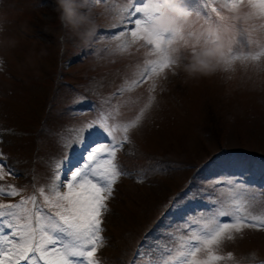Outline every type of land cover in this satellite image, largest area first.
<instances>
[{
    "label": "rangeland",
    "instance_id": "1",
    "mask_svg": "<svg viewBox=\"0 0 264 264\" xmlns=\"http://www.w3.org/2000/svg\"><path fill=\"white\" fill-rule=\"evenodd\" d=\"M122 2L82 0V10L96 17L99 25L85 45L61 24L56 0H0V161L13 155L17 159L10 161L13 172L23 170L25 174L32 169L33 185L47 192L55 162L72 153L66 145L71 144L72 149L75 145L73 129L116 105L120 106L117 121L134 119L155 97L140 126L131 132L133 143L118 153L119 163L132 175L121 177L115 185L111 211L103 225L107 240L96 254L103 264H142L140 248L147 254L157 243L174 246L170 222L158 215L183 186L182 197L196 193L190 187V179L201 180V164L196 163L223 151L255 152L264 160V54L251 59L264 53V39L250 44L252 37L264 32V18L253 13L247 0L238 12L230 5L225 7L224 0H191L206 25L191 17L184 24L185 31L199 37V29L204 28L201 37L222 43L225 58L230 48L233 54L249 58L222 66L212 77L188 79L182 71L173 75L171 68L159 74L145 72L149 67L145 62L155 57L140 46L142 42L129 43L124 50L118 47L132 39L130 32L120 40L112 38L125 30L116 16ZM11 40L16 41L14 47L9 45ZM172 47L178 62H186L192 53L179 41ZM83 52L88 53L85 60L72 61ZM248 60L260 64L259 68L246 66ZM133 80L142 82L130 92L114 95L122 87H130ZM87 105L94 111H88ZM79 108L82 113L75 115ZM84 137L87 141L88 134ZM97 139L98 135L95 142ZM157 166L160 170H155ZM165 166L169 168L163 170ZM247 167L249 171L241 170L237 176L224 168L220 179L243 183L253 194L264 191V163L256 161ZM142 172L146 178L138 182ZM192 172L195 175L190 176ZM8 176L3 172L6 190L18 179L12 173L11 183ZM28 196L30 188L17 196L0 195V203L15 204ZM262 207L264 203H258L256 210ZM229 252L235 257L245 253L264 257V229H245L242 236L226 241L218 254Z\"/></svg>",
    "mask_w": 264,
    "mask_h": 264
},
{
    "label": "snow or ice",
    "instance_id": "2",
    "mask_svg": "<svg viewBox=\"0 0 264 264\" xmlns=\"http://www.w3.org/2000/svg\"><path fill=\"white\" fill-rule=\"evenodd\" d=\"M224 3L238 12L245 0H224ZM247 4L256 16L264 18V0H247ZM185 5L190 7L191 0H186ZM147 9L157 16L168 11L161 0H123L116 16L125 24V30L112 37L120 40L130 32L132 39L118 45L121 50L129 43L142 42L140 46L147 47L149 55L155 58L145 62L149 66L145 72L159 74L171 68L177 61L172 55L175 51L172 46L177 41L192 52L215 43L210 36L194 37L185 31L184 24L175 30L149 32L147 24L153 16L144 15ZM127 24L133 26L128 28ZM261 54L264 53H257L251 59H259ZM247 58L233 54L230 48L225 63L230 65L237 59ZM141 82L133 80L130 87H122L114 95L130 92ZM152 100L155 97L134 119L117 121L120 106L116 105L101 112L97 119L73 129L75 148L66 145L72 150L71 159L64 157L55 162L47 192L44 187L38 189L42 202L37 203V195L33 194L15 204L0 203V264H103L96 254L107 240L102 233L105 216L111 211L109 201L121 177L132 175L119 163L118 153L133 143L131 132L140 126ZM97 135L105 136L107 142H95ZM227 163L238 167L243 162ZM4 168L5 163L0 161V179ZM155 170H160L159 166ZM12 171L9 168L8 174ZM145 178L143 172L137 176L138 182ZM211 187L217 194L216 199L208 201L212 210L202 214L200 220L186 222L187 234H183V229L181 234L169 233L174 246L157 243L147 254L140 248L138 255L142 264H221L222 261L241 264L233 253L220 255L218 252L226 241L242 236L245 229H264V207L256 210L258 203H264V191L253 194L249 186L231 178L217 179ZM64 188L67 190L63 191ZM22 191L14 185H8L7 190L0 185V195L17 196ZM251 255L255 258V253Z\"/></svg>",
    "mask_w": 264,
    "mask_h": 264
},
{
    "label": "clouds",
    "instance_id": "3",
    "mask_svg": "<svg viewBox=\"0 0 264 264\" xmlns=\"http://www.w3.org/2000/svg\"><path fill=\"white\" fill-rule=\"evenodd\" d=\"M161 3L168 9L164 15L157 16L151 9L144 12L145 16H153L151 22L147 24L149 32L175 30L189 20L191 11L183 0H161ZM82 8V0H56L55 11L59 14L61 24L87 45L96 35L99 25L96 17ZM0 31H3L2 27ZM15 44V40L9 41L10 46L14 47ZM43 54L46 55V51ZM225 55L224 45L217 42L192 52L186 62L176 61L171 71L173 75L182 71L188 79L209 78L221 69Z\"/></svg>",
    "mask_w": 264,
    "mask_h": 264
}]
</instances>
